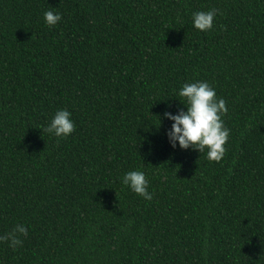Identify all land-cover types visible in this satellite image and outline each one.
Returning <instances> with one entry per match:
<instances>
[{
    "label": "trees",
    "instance_id": "trees-1",
    "mask_svg": "<svg viewBox=\"0 0 264 264\" xmlns=\"http://www.w3.org/2000/svg\"><path fill=\"white\" fill-rule=\"evenodd\" d=\"M195 80L225 101L219 161L166 136ZM18 223L0 264H264V0H0V235Z\"/></svg>",
    "mask_w": 264,
    "mask_h": 264
},
{
    "label": "clouds",
    "instance_id": "clouds-1",
    "mask_svg": "<svg viewBox=\"0 0 264 264\" xmlns=\"http://www.w3.org/2000/svg\"><path fill=\"white\" fill-rule=\"evenodd\" d=\"M217 9L197 10L191 13L192 26L200 31L212 28ZM46 25L54 26L61 20L60 12L51 9L43 12ZM177 96L184 108L176 113L165 111L163 117L171 121L166 132L169 144L175 148L195 149L204 153L210 161H219L224 155V145L228 140L230 129L225 126L222 115L227 111L225 101L216 96V90L207 81L195 80L185 82L179 88ZM159 118V124L161 119ZM75 128L71 113L67 109H57L43 131L58 137H68ZM122 185L145 200H151L152 192L148 190V180L140 170H128L119 178ZM27 235L23 224H16L10 231L0 235V242H7L15 249L22 245L21 236Z\"/></svg>",
    "mask_w": 264,
    "mask_h": 264
}]
</instances>
